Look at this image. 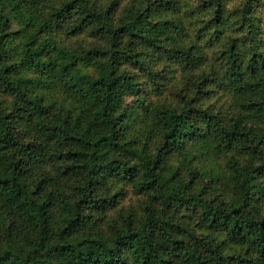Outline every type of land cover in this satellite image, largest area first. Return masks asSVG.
<instances>
[{
	"label": "trees",
	"instance_id": "1",
	"mask_svg": "<svg viewBox=\"0 0 264 264\" xmlns=\"http://www.w3.org/2000/svg\"><path fill=\"white\" fill-rule=\"evenodd\" d=\"M0 264H264V0H0Z\"/></svg>",
	"mask_w": 264,
	"mask_h": 264
}]
</instances>
